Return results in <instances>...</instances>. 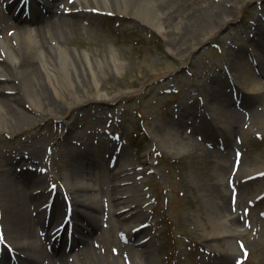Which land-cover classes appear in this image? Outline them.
Wrapping results in <instances>:
<instances>
[{
  "label": "rangeland",
  "instance_id": "rangeland-1",
  "mask_svg": "<svg viewBox=\"0 0 264 264\" xmlns=\"http://www.w3.org/2000/svg\"><path fill=\"white\" fill-rule=\"evenodd\" d=\"M71 1L59 0L58 5L62 6L64 2L66 6ZM92 2L88 0L89 6L95 7ZM157 2L160 7L174 8L179 16V20L165 27L164 33L152 29L133 13L117 14L112 18L92 13L94 8H89L90 13L81 12L80 15L69 14L66 7L57 9L62 18L58 30L68 50L94 53L98 60H104L105 68L98 71L95 82L87 73L80 72L74 83L65 76L64 70H60L59 85L64 95L60 107L52 112L27 109L24 103L17 102L28 114L21 124L0 132V169L11 166L15 170V166L21 168L30 159L38 167L43 164L46 168L52 164L50 173L42 179L45 186H50V182L58 183V178L64 181L67 177L64 166H75L73 156L88 145L87 153L97 154L104 159V164H97L87 178L101 183L110 176L111 153H105V150H120V143L128 144V138L140 153L131 148L130 155L129 149L125 150L118 168L126 162L132 164L133 170L138 164L144 167V173L138 168L135 174L146 176L144 181H139L142 190L154 185V189L148 191L156 195L154 211L147 212L152 229L141 235L133 231L128 234L129 240L120 242V232L129 223L106 208L100 214L96 233L83 237L90 242L97 258L86 252H71L67 256L71 264H234L241 257L237 248L240 244L243 251L250 253L242 264H264V220L257 215L258 210H264V204L258 207L247 204V200L264 191V178L246 183L248 175L243 172L249 164L264 170V118L250 115L252 118L248 121L247 115L246 119L242 115L241 128L248 131V136L233 133L234 147L228 152L229 166L225 173L229 189L228 213L233 212L239 232L232 238L223 237L224 240L218 243L220 247L228 248L227 241L232 239L236 254L232 257L229 251L222 254L216 243L210 241L213 235L208 234L213 230L214 219L222 214L217 200V181L219 176L222 178L218 163L223 162L221 157L225 156L226 150L220 145L223 144L221 140H225L224 131L229 129L223 126L222 132L209 123L222 118L229 109H235L232 91L235 83L231 78L232 75L239 78L240 74L232 66L238 62L242 44L237 38L250 40L258 27L264 31V0ZM225 9L229 10L227 14ZM0 11V17L2 14L7 18L8 11L2 8L1 0ZM224 19L226 24L216 29L217 23ZM10 30L0 31V37L9 34ZM44 49L58 63V52L52 55L47 46ZM114 52L125 64L120 71L109 56ZM0 55L7 54L0 51ZM76 61L83 65L78 57ZM171 90L178 92L170 95ZM245 90L249 91V87ZM219 92L222 95L216 97ZM100 94L107 98L99 99ZM74 95L87 98L88 102L74 105ZM23 97H28L26 91ZM133 97L136 100H132ZM242 102L245 107L248 98ZM256 107L264 111L263 103ZM206 108L210 111L205 116L201 110ZM167 130L172 133L175 149H164L158 144L157 138H164ZM189 131V139L195 141L198 148L186 143ZM238 145L244 153L242 160L235 153ZM19 149L15 160L19 157L21 160L13 165L11 152ZM177 151L182 153L177 154ZM146 153L150 156L149 165L144 164ZM202 162L206 164L202 165ZM239 169L241 171L236 173ZM231 184L238 188L237 192L232 190ZM109 185L106 184L104 189ZM3 193H7V188H3ZM237 194L239 199L230 208V195ZM98 199L103 204L109 198L100 190ZM35 215L31 213V216ZM60 220L52 227L60 224ZM198 220L204 221L208 231L199 226ZM137 236L149 239L147 247L137 246L133 239ZM83 247L84 244H80L77 250ZM40 264L50 263L44 259Z\"/></svg>",
  "mask_w": 264,
  "mask_h": 264
},
{
  "label": "bare ground",
  "instance_id": "bare-ground-1",
  "mask_svg": "<svg viewBox=\"0 0 264 264\" xmlns=\"http://www.w3.org/2000/svg\"><path fill=\"white\" fill-rule=\"evenodd\" d=\"M18 2H21V0ZM32 2L34 3L35 0H32ZM91 2L96 6L90 7L88 0H81V2L75 3L72 9L94 8L123 14L133 13L149 27L160 33H164L165 27L171 26L179 20V16L174 8L160 7L157 0H91ZM163 3L165 2L163 1ZM62 4L65 3L63 2ZM66 6H69L68 3ZM228 12L229 10L225 9L224 13L227 14ZM46 19L48 18L46 17ZM0 22L2 23V27H0L1 32L5 28H10V26H12L11 30L14 31H12L13 34L11 36L6 34L0 40V51L4 50L7 54L5 57L0 55V132L22 123L23 117H26L28 112L19 106L21 103H24V108H32L35 111L48 109V111L52 112L54 109L60 107L61 99L64 95V91L59 85L62 75L59 74L60 70H64L65 76L74 83L75 77L78 78L80 72L87 73L93 82H95L97 81L98 71L105 68L106 64L104 60H98L94 53L90 55L84 51L75 53L68 50L64 44L63 36L58 30L62 25V18L58 15L56 4L50 10L48 22L50 26H45V21L38 19L33 22L35 27L28 30L25 27L26 22L22 21V19L19 18L11 22L9 17L4 18L2 15ZM226 22L227 20L224 19L221 23H217L216 29L224 26ZM42 36H46L47 38H41ZM256 36V39H252L250 42H245L242 39H239V41H244L246 45L254 47L258 45L259 41H264V33L260 29L256 33ZM44 46H47L48 51L52 55L58 52V63L44 49ZM246 53L243 46L239 52V58L236 57L238 58V62H235L236 64H233L232 67L234 68L235 66L237 71H241L243 76V82H239L241 87L240 92L242 93V89L245 90V87H249V91L245 90L247 93L243 91V95L248 98L246 106L250 115L253 118H264V111L256 107L257 104L264 103V80L262 79L264 78V69L261 75H253L252 69L248 65V59H246L247 56L245 57ZM109 56L112 64L120 71L125 65L124 62L115 52ZM77 57L82 61L83 65L77 63ZM17 81H19L18 84ZM25 91L28 94L27 98L23 97V92L25 93ZM220 95H222V92L216 94V97ZM98 98L105 99L107 96L100 94ZM83 102H88V99L74 95L72 104L78 105ZM206 111L208 112L210 109L206 108ZM242 117L240 113H237L232 108L222 118L217 120L219 123L217 128L221 127L222 129L223 126H228L229 129L224 131L226 152L223 154L225 156L221 157L223 162L218 163L222 178L219 176L217 181L219 185L217 200L222 214L218 216L219 218L214 219L213 230L208 232L209 235H213L210 241L216 243L217 250L222 254L229 251V256L231 257L237 252V248L232 244V239L227 241L228 248L220 247L218 242L224 240V238H232L239 232L237 228L239 225L235 222L236 219L233 213L231 210L228 213L229 189L225 183V173L229 166L230 154L228 152L233 147V133H243L248 136V133L241 128ZM166 132L164 138H157L158 144L164 149H168L169 147L172 149L174 138H171L173 137L171 131L167 130ZM188 143L195 144L198 148L196 142L188 141ZM15 153L16 151L11 152L12 155ZM181 153L182 151H177V154ZM73 159L75 166H65L67 177H65L64 181V187L67 192L71 191L75 197L73 198L74 206L70 207V209L61 194H58L55 198L50 196L51 193L47 186L40 181V178L38 179L40 175L37 173L29 172L25 177L17 173H9L8 178L10 177V180L7 179L6 184L7 193L2 195L3 202H0V228L4 229L7 241L11 245L13 252H15L13 257H7L10 262L14 258L18 264H40L45 259L50 264H71L67 256L75 250L76 245L74 244L72 247H69L67 241L52 242V236L46 230L45 224L47 220L53 223L58 221L62 216H70L72 211H74V220L82 233L85 231H97L100 220L99 215L102 209H104V206L98 199L100 190H103L106 197H109V201L111 200L109 210L117 214L124 221L128 220L129 226L126 230L122 231L130 233L133 229L148 222L149 216L144 210V205L149 201L144 198L145 196L142 194L141 189L136 187L129 188L128 186L134 180V175L130 168H128L132 164L126 163L125 168L117 172H110L108 170L110 174L109 179L105 177L101 183H98L88 180L87 176L91 175L92 170L97 164H104V159L102 160L97 154L92 153L75 154ZM145 161L148 162V156H145ZM215 162L218 161L215 160ZM203 163L206 164L202 162V165ZM257 169L255 164H249L243 172L248 175L247 177L264 172L261 167L260 170ZM228 171L230 172L231 169ZM69 174H71L69 177L72 179H69ZM106 184H111L112 191L107 189L109 187L106 190L104 189ZM46 199L50 201H48L49 204L47 203L46 209L43 210L42 204ZM229 206L231 208L230 202ZM32 212L37 213L36 218L31 216ZM48 215L50 216L48 217ZM142 219L146 220L140 222ZM37 223L44 224L43 228H41L45 230H42L45 232L44 235L37 233ZM198 224L208 231L204 221L198 220ZM149 229L151 228L143 231L147 232ZM139 241L138 243L142 244L140 245L141 247H147L146 243L143 244ZM45 242H48L51 246V250L48 252L44 250ZM84 242L87 243L85 244L86 249H83L84 252L91 255L92 258H97V254L93 252L94 250L88 241Z\"/></svg>",
  "mask_w": 264,
  "mask_h": 264
}]
</instances>
